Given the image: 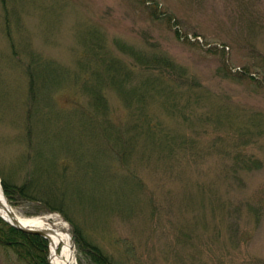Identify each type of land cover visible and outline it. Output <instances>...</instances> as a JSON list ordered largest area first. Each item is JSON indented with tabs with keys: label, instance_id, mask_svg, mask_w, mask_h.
I'll use <instances>...</instances> for the list:
<instances>
[{
	"label": "rangeland",
	"instance_id": "1",
	"mask_svg": "<svg viewBox=\"0 0 264 264\" xmlns=\"http://www.w3.org/2000/svg\"><path fill=\"white\" fill-rule=\"evenodd\" d=\"M97 40L132 68V104L106 81L104 116L83 90L97 67L77 63ZM32 57L52 63L33 103ZM156 75L172 91L157 93ZM146 91L144 111L192 151L162 149L137 116ZM223 108L239 131L216 122ZM33 173L67 187L68 216L120 264H264V0H0V179L20 187ZM34 204L17 189L11 205L26 216ZM14 261L26 264L0 245V264Z\"/></svg>",
	"mask_w": 264,
	"mask_h": 264
},
{
	"label": "trees",
	"instance_id": "2",
	"mask_svg": "<svg viewBox=\"0 0 264 264\" xmlns=\"http://www.w3.org/2000/svg\"><path fill=\"white\" fill-rule=\"evenodd\" d=\"M122 48L124 49V45H122ZM127 51V49H126ZM86 53V59H78V67L82 66V69L86 67L87 62H92V66L94 69L97 70H87L88 73L94 74L97 78V80L89 82L88 80L83 84L85 92L89 94V101L93 105L94 109L102 110L101 114L104 116V109H107V100L104 96L102 86L107 81L108 84H112L116 90L119 96H121L125 101L129 104H132L131 98L128 96V90H126L127 84L126 82L131 76L132 68L127 67L126 64L121 63L118 60H115L114 57H111L108 51L105 49V47L100 43V40L94 41L92 44L87 46V49L85 50ZM96 55V58L92 61L88 58L93 57L91 54ZM130 53V52H129ZM131 54V53H130ZM110 56V57H109ZM132 56V55H131ZM147 60L151 59V57L145 56ZM39 58V57H38ZM35 58L32 57L29 62V73H30V96L32 98V103L36 100V97L38 95L39 89H47L48 81L46 75H41L38 70H40V67L45 66L48 67L52 63L49 64L44 61L42 58ZM136 58L142 59L144 61V57L141 56L140 52L136 54ZM151 63V62H149ZM164 67V66H163ZM157 68V66H156ZM169 69V68H167ZM86 73V71H83ZM247 71H237L235 73L241 75V73H246ZM233 74V72H232ZM235 75V74H234ZM157 78H153L150 80L152 83H155V86L159 89L156 91L157 93H161L162 90L168 89L172 91L173 88L170 86H174L170 82H167L166 85L164 82H166V76L165 75H156ZM253 78V77H252ZM148 80V79H147ZM146 80V81H147ZM145 82V81H144ZM99 86L97 88H94L96 86ZM170 85V86H169ZM126 91V95L123 91ZM148 86L149 81H148ZM149 90V89H147ZM150 92H144L142 96H140V105L136 107L137 116H140L144 119H149L152 122V130L159 131L161 133V136L163 139H165L166 144L161 146L162 149H165L167 153L170 154L171 158L174 156H177L180 154L181 150H177L179 147H186L188 148V151H192V146L194 145L193 139H187L184 136L172 134L169 132H166L163 130V126L160 123L164 122L160 119L158 115L148 114L144 111V104L147 100V97ZM176 92H167V94H164L167 101L170 103L171 100L176 99ZM199 99V97L197 96ZM187 102H190L192 100H196V97H194L192 94H189L187 97ZM184 104V108H187L188 105ZM129 104V105H130ZM106 105V108H105ZM169 107H166L165 110H168L171 106L174 108H177V104H169ZM33 109V106H32ZM31 109V112H32ZM180 113L182 115H187L183 109H181ZM170 112V111H169ZM32 115V113H30ZM207 120L209 117H211L210 111L206 112L203 116ZM238 119V114H234L233 111H231L229 108H223V110L216 115V122L219 123V125H225V124H231V129H235L239 131L242 128V121L239 122V127H236L234 125L235 120ZM198 120V119H197ZM213 120V118H209L208 121ZM111 124V122H109ZM112 125V124H111ZM142 134L147 135V131L140 130ZM154 133V132H153ZM184 137L186 140H184ZM191 148V149H190ZM195 156L194 154H191ZM241 156V155H239ZM251 162V161H250ZM247 164L246 168H252L254 166H257L255 164H250L248 161H246ZM232 172V171H231ZM237 172V171H236ZM30 184L23 185V186H15L7 181V179H2L3 188L5 191V194L9 200V202L13 205V199L14 194L16 193L17 189L19 193L22 196H26V198L30 200H34L36 208L32 210V212L26 214L28 216H34V215H40L44 214L46 212L50 211H61L64 215V217L69 220L71 226H72V233H73V240L76 248H78V251L83 253L91 262V264H120L117 262L111 255L107 254L101 247L96 245L95 243H92L88 237L85 235L82 228H80L79 225H77L73 219H71L68 214L66 213L65 205L67 200V187L62 185L60 187H57L58 185L51 180L50 182L45 181L41 178H39L35 173L31 175V178L29 180ZM25 199V198H24ZM0 245L13 252L18 262H25L26 264H49L48 263V241L37 234H31L24 232L22 230H19L7 222H5L3 219L0 218ZM15 261L11 264H14Z\"/></svg>",
	"mask_w": 264,
	"mask_h": 264
},
{
	"label": "bare ground",
	"instance_id": "3",
	"mask_svg": "<svg viewBox=\"0 0 264 264\" xmlns=\"http://www.w3.org/2000/svg\"><path fill=\"white\" fill-rule=\"evenodd\" d=\"M237 71H247L245 68L236 69ZM248 72V71H247ZM108 105V102H107ZM169 133H173L170 129ZM161 136V133L157 130L154 132ZM179 135V134H176ZM257 162L258 160L252 159ZM135 186H137L135 184ZM0 215L5 220L12 219L13 216L19 224L27 228L33 227L45 230L49 236V253L51 264H78L76 253L73 245L72 235L65 229L66 223L57 215L51 217H26L20 215L13 207L8 205L6 196L3 190V185L0 180ZM58 217L61 219L58 222H53L51 219ZM59 224V225H57Z\"/></svg>",
	"mask_w": 264,
	"mask_h": 264
},
{
	"label": "water",
	"instance_id": "4",
	"mask_svg": "<svg viewBox=\"0 0 264 264\" xmlns=\"http://www.w3.org/2000/svg\"><path fill=\"white\" fill-rule=\"evenodd\" d=\"M12 219H10V224L23 230V231H26V232H29V233H33V234H38V235H41L43 237H45L46 239H48V241L50 240L49 239V236L48 234L46 233L45 230H42V229H35V228H32V227H25V226H22L21 224H19L18 222H16L15 218L12 216L11 217ZM48 261H49V264H51L50 262V254H49V258H48Z\"/></svg>",
	"mask_w": 264,
	"mask_h": 264
}]
</instances>
